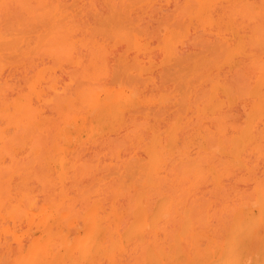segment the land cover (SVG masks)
<instances>
[{"label": "bare ground", "instance_id": "obj_1", "mask_svg": "<svg viewBox=\"0 0 264 264\" xmlns=\"http://www.w3.org/2000/svg\"><path fill=\"white\" fill-rule=\"evenodd\" d=\"M0 264H264V0H0Z\"/></svg>", "mask_w": 264, "mask_h": 264}, {"label": "rangeland", "instance_id": "obj_2", "mask_svg": "<svg viewBox=\"0 0 264 264\" xmlns=\"http://www.w3.org/2000/svg\"><path fill=\"white\" fill-rule=\"evenodd\" d=\"M241 174V173H240ZM238 185L241 186V187H245L248 185V183L246 182V179L245 178H240L238 181H237Z\"/></svg>", "mask_w": 264, "mask_h": 264}]
</instances>
